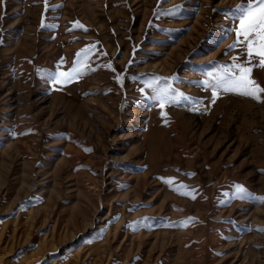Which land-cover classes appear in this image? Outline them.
I'll return each mask as SVG.
<instances>
[{
  "label": "rangeland",
  "instance_id": "1",
  "mask_svg": "<svg viewBox=\"0 0 264 264\" xmlns=\"http://www.w3.org/2000/svg\"><path fill=\"white\" fill-rule=\"evenodd\" d=\"M247 3L0 0V264H264Z\"/></svg>",
  "mask_w": 264,
  "mask_h": 264
},
{
  "label": "snow or ice",
  "instance_id": "2",
  "mask_svg": "<svg viewBox=\"0 0 264 264\" xmlns=\"http://www.w3.org/2000/svg\"><path fill=\"white\" fill-rule=\"evenodd\" d=\"M238 8H240L241 15L239 27L236 30L237 43L242 39L250 60L254 56L260 57V65L264 66V0H248L246 7L238 6ZM233 67L239 70V75L232 72L231 76L227 77L228 86L224 90L239 92L259 100L260 96L258 94L264 92V88H260L250 78L251 67H245L239 63L234 64ZM228 71L231 72V69ZM60 75L65 77V80L71 76V74L66 73H60ZM161 99L164 100L166 97L161 95ZM161 107H164L163 103ZM245 191L242 186H237L238 193L243 194Z\"/></svg>",
  "mask_w": 264,
  "mask_h": 264
}]
</instances>
